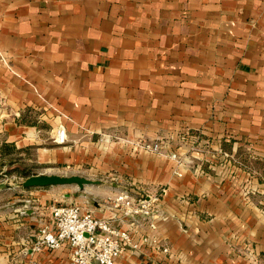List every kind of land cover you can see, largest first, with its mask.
<instances>
[{
  "label": "crops",
  "instance_id": "crops-1",
  "mask_svg": "<svg viewBox=\"0 0 264 264\" xmlns=\"http://www.w3.org/2000/svg\"><path fill=\"white\" fill-rule=\"evenodd\" d=\"M32 145L111 174L110 194L159 196L155 228L116 220L139 243L119 264H264V0H0V159ZM25 193L0 201V264H68V245L33 250L62 199Z\"/></svg>",
  "mask_w": 264,
  "mask_h": 264
},
{
  "label": "built area",
  "instance_id": "built-area-1",
  "mask_svg": "<svg viewBox=\"0 0 264 264\" xmlns=\"http://www.w3.org/2000/svg\"><path fill=\"white\" fill-rule=\"evenodd\" d=\"M69 140L67 129L63 124L56 127L54 141L65 144ZM137 145L146 151L161 152V143L157 141H141ZM170 157L180 163L177 154ZM113 201L114 213L110 217H98L91 211H83L78 204L49 206L50 220L43 222L36 230L33 239V250L40 252L44 249H58L68 245L71 254L68 264H119L118 259L122 253L131 247L138 252L139 243L132 238L128 229L118 226L116 220H137L147 222L155 228V216L166 219L157 208L159 196H134L131 192L123 190L116 194ZM150 236L143 238L144 242L150 241ZM153 246L164 252L169 248L163 246L153 238ZM30 264H39L31 260Z\"/></svg>",
  "mask_w": 264,
  "mask_h": 264
},
{
  "label": "rangeland",
  "instance_id": "rangeland-1",
  "mask_svg": "<svg viewBox=\"0 0 264 264\" xmlns=\"http://www.w3.org/2000/svg\"><path fill=\"white\" fill-rule=\"evenodd\" d=\"M103 138L104 136H102L100 140H103ZM36 150L37 146L32 145L29 151H25V154L19 155L18 151H11V148H6L5 153L11 155L7 156L5 159H0V201L7 200L13 196L26 194L25 188H47V190H50L53 194L57 191L56 195L62 200L58 199L60 201H56V197L53 195L50 206L53 204L72 205L75 202V197L80 195L89 197L90 200H95L97 202H101L104 199L112 200L114 198L115 194H110L111 192H115L111 185V174H105L102 171H94L90 168L91 165H89L88 168L87 166H80L78 168L68 167L66 169L50 168L37 161ZM159 154L164 155L162 150ZM13 158L16 160L14 161ZM38 174L67 177L78 175L92 180H99L100 182L96 184H85L83 187H80L77 183L34 187L24 186L23 182L28 177ZM64 193H67L70 199L63 198L61 195Z\"/></svg>",
  "mask_w": 264,
  "mask_h": 264
},
{
  "label": "water",
  "instance_id": "water-1",
  "mask_svg": "<svg viewBox=\"0 0 264 264\" xmlns=\"http://www.w3.org/2000/svg\"><path fill=\"white\" fill-rule=\"evenodd\" d=\"M99 182H100L99 180H92L78 175H72L67 177V176H59V175L38 174L28 177L23 182V184L25 187H34V186H48V185H56V184L77 183L80 187H83L85 184H96Z\"/></svg>",
  "mask_w": 264,
  "mask_h": 264
}]
</instances>
